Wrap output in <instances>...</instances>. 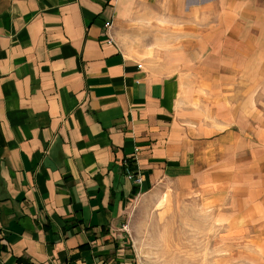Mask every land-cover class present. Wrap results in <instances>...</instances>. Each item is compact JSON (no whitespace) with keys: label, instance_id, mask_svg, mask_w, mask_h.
Segmentation results:
<instances>
[{"label":"crops","instance_id":"obj_1","mask_svg":"<svg viewBox=\"0 0 264 264\" xmlns=\"http://www.w3.org/2000/svg\"><path fill=\"white\" fill-rule=\"evenodd\" d=\"M261 165L264 0H0V264H137L144 199Z\"/></svg>","mask_w":264,"mask_h":264},{"label":"rangeland","instance_id":"obj_2","mask_svg":"<svg viewBox=\"0 0 264 264\" xmlns=\"http://www.w3.org/2000/svg\"><path fill=\"white\" fill-rule=\"evenodd\" d=\"M261 198L264 190L251 187L215 199L176 193L169 184L131 215L136 263L264 264Z\"/></svg>","mask_w":264,"mask_h":264},{"label":"built area","instance_id":"obj_3","mask_svg":"<svg viewBox=\"0 0 264 264\" xmlns=\"http://www.w3.org/2000/svg\"><path fill=\"white\" fill-rule=\"evenodd\" d=\"M105 26H106L107 29L110 30L112 28V23L111 22H107ZM109 41L112 42V39H110ZM139 68H142V66L140 65ZM129 178L131 180H134V182L136 184H138V185L142 184V182H143V178L139 174L130 173L129 174Z\"/></svg>","mask_w":264,"mask_h":264}]
</instances>
